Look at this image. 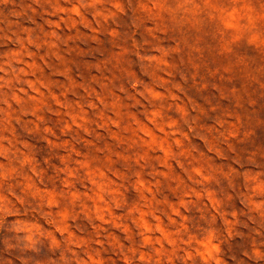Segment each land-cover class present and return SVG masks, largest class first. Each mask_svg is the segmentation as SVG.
Returning <instances> with one entry per match:
<instances>
[{
  "label": "rangeland",
  "instance_id": "374dc122",
  "mask_svg": "<svg viewBox=\"0 0 264 264\" xmlns=\"http://www.w3.org/2000/svg\"><path fill=\"white\" fill-rule=\"evenodd\" d=\"M0 264H264V0H0Z\"/></svg>",
  "mask_w": 264,
  "mask_h": 264
}]
</instances>
